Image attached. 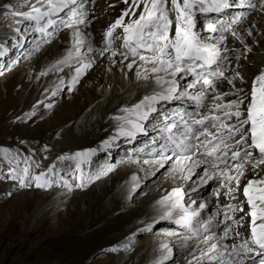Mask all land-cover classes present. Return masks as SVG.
Segmentation results:
<instances>
[{"label": "bare ground", "instance_id": "bare-ground-1", "mask_svg": "<svg viewBox=\"0 0 264 264\" xmlns=\"http://www.w3.org/2000/svg\"><path fill=\"white\" fill-rule=\"evenodd\" d=\"M9 1L11 2V0H0V4ZM15 1L18 2V0ZM20 1L21 5L24 6L23 0ZM99 2L102 3L101 7L97 5L93 8L92 3L87 2L86 6H83V9L77 8L78 12L83 11L87 13V22L85 24H72L71 27H64L63 25L57 26V21L55 23L57 34L55 33V36L52 37V44L43 51L42 59L32 69L31 67L30 69H26L25 67V70L16 77L15 81L23 85L24 89L27 90L26 93H17L18 100L20 102L24 101L23 106H26L37 100L44 103L53 102L52 98L54 95H58L61 92L67 91L69 94H73L76 83L83 77H86L88 79L87 84L79 88L83 93L80 91L79 95L75 98L76 100L71 101L70 104L63 102L60 105V116L58 117L59 119L57 118L59 122L57 124L58 129L55 132L60 133V138L59 140L55 139V141H52L51 148L57 146L55 150H59L61 155H65L73 150L76 153L85 150L87 146L96 145L92 143L93 140L107 134V132L111 133L113 131L111 135L112 140L110 141L112 144L107 145V148H97L90 156L79 160L80 168L75 169L76 173L79 172L81 174L79 180H77V175H70L68 173L71 170V167L69 169L68 165H76L77 160L65 159L67 163H64L63 161L65 160H62L60 165L67 166L64 167L67 168V175H70L72 178V185L69 184L66 188L59 187L45 194L38 193L36 195L32 191L31 194H33V197H27V199L24 198L21 200L25 202V208L22 210L19 207L16 216H19L22 211L28 213L32 207H35L34 212L37 217V222L32 228V233H42L45 227L53 230L55 226L62 228L66 225L75 231L74 233L68 232L55 235L52 241H49L44 248L43 246H40L39 249L35 247L32 251L34 258L39 255L45 257V261L55 258L56 260L53 264H87L88 262L94 264L96 260H99L100 264H151L161 256L163 250L160 248V245L162 243H167L172 251H174V254L178 250L176 246H180L183 240H191L190 236L179 234L181 229L189 232V234L192 233V239L195 237L200 239V235H209L211 232H216L217 236L222 235L223 225L216 226L217 221L223 218L222 214L216 216L208 226H204V221L213 217L218 207L224 203L236 204L238 209H243V211L238 210L230 213V215H232L233 220H238L243 216L244 221L242 223H247L249 217L246 213L250 209L247 205L246 197L243 195V186L250 179H264V165L259 166L255 171L251 170V165H246L245 174L240 177L239 186L236 185L235 181H232L233 187H236V191L232 194L235 196V199H230L223 195L226 189L220 188L219 179L214 177L211 184L215 182L216 185H212L211 188H219L220 194L224 199H221L219 202L212 200L214 203L213 210L210 209L212 207V201L207 202L210 197V191L207 194L206 190L200 189L204 183H201L199 178L204 174L203 170L205 167H208L209 174H212L209 165L202 164L196 167L190 179L187 180L183 178L187 174L186 171L184 173L178 170L164 171L161 174L158 172L154 174V171L161 165H169V169H171L176 162L175 156L173 155L175 141L183 140L185 143L191 144L198 142V140L195 142L196 137L194 133L203 132V129L194 123L195 118L201 119L202 115H209L211 117L212 113L210 109L212 107V97L215 93H213L212 88H209V90L205 89V98L202 104H198L195 100H190L189 96H180L178 90L173 94V99L157 101L154 105L156 111L148 113V118L143 120L134 114H126L121 111L123 108H131L144 95L151 94L155 85L154 83L147 84L144 80H137V65H134L132 69L126 67L133 59H136L137 64H139V59L138 57H132L130 54L125 59L124 54L127 53V49L121 47L122 41L117 44L113 42L110 51L105 52L103 56L99 55L98 50L105 46L103 42L104 32L126 7L124 0H99ZM81 3H84V1ZM254 4L256 7L252 9L248 5L242 4L241 0H233L235 9L232 7L226 9L223 14L227 11L229 12L224 15L222 13H208L202 20H200L202 14L196 13L195 22L197 26L195 31L200 33L209 42L211 41L209 38L210 30L203 31V26L207 25V23H213L217 27V33L223 34V26H231L233 24L231 19L236 14L241 15L243 13L242 20L237 25L238 28H242V34L234 31L228 32V35L222 39L221 47L219 48V50L221 49V63L219 66L223 70L224 75L213 78L215 81L214 87L217 93H229V95L233 96L223 97L219 101L221 103H227V101L237 99V97L243 99V93L239 92L238 89L249 92L252 79L258 74L261 68H264V39L261 37L264 34V15L262 14L264 12L258 10L260 7L259 2ZM241 5L243 7L242 10ZM222 15L223 17H221ZM222 19L225 22L223 21V23L217 25L219 20ZM66 20L68 21V18ZM77 28L85 39V44L81 47L80 54L84 56L85 54L91 55L92 53L91 58L88 60H94L95 63L79 77L77 82L71 83L72 76L75 75V68L79 67V63L72 61L68 64L56 65V61L60 60L72 46L73 31ZM121 32L122 29H116L115 34H120ZM249 32H251V35L248 34ZM211 33L214 32L211 31ZM233 33L240 36L241 39L239 41L241 43L239 44L237 39L236 47L234 48L237 50L229 51L228 54L224 55L222 52L225 49H229L230 46H224L223 43L229 39L233 40L235 38ZM171 34L174 35V32ZM26 35L29 36L30 31H26ZM232 36L234 37L231 38ZM37 40V37L34 36L33 42L40 45L46 44L44 40L39 41L40 43ZM89 44L92 45L93 50L91 52L88 51ZM245 45L250 49V51L246 52L250 53L249 56L251 58L244 60L245 57L243 56L244 58L240 59L239 57L237 59V54H242L243 50H245ZM110 52L118 53L112 55ZM12 53H16L15 48H13ZM110 56L111 60L109 59ZM9 57L12 56L9 55L7 58L9 59ZM22 57L25 59V55ZM112 60L116 61V63H112ZM232 60L236 61L232 62ZM6 61L7 59L1 61L2 65L5 66L7 64ZM121 61H123V65L120 63ZM245 63L248 64V74L243 73V67L246 66ZM54 65L55 67H53ZM227 65L229 66L227 67ZM66 66L69 69H63ZM225 67L227 69L231 68L230 74L224 71ZM234 67H237V70ZM48 71H54V74L52 76L53 81L49 83L47 93V84L44 83L45 80L43 77ZM236 71L240 72L244 82L240 84V79L236 78L232 84H229L226 77H232ZM191 79L192 77L190 75L183 78L186 84ZM37 83H39L38 86ZM70 83L71 91H69ZM103 83L104 86H102ZM35 84L36 87L34 88ZM192 90L197 91H193V94H191V96H195L200 91V85L198 84ZM53 92H55L54 95ZM70 109L73 110H71L70 114H67ZM215 114L220 115L219 112ZM122 116H126V119H117V117ZM221 119L224 118L221 117ZM127 120L135 121L140 125L142 130L133 129L132 125L127 123ZM235 120L236 118L232 117L224 120V122L234 124ZM206 123L209 122L206 121ZM169 124L175 127L173 131L167 128ZM120 128H123L125 131H132L134 134L130 136L122 135L118 130ZM189 129L192 131L190 132ZM209 131L215 133L216 130L209 124ZM217 134L219 135L220 133ZM169 137L172 139L169 140ZM198 139L204 140L205 137L199 136ZM208 139L211 140V137H208ZM229 143H232V141H229ZM131 151H136V154L141 155V157L142 155L152 157L135 158L134 163L125 162L133 155L130 154ZM162 151L163 156L161 155ZM101 153L105 154L104 158L107 159L106 163L108 165L93 174L92 172L95 171L93 169L94 158ZM166 153H169V155ZM230 153L231 150L229 151V159L226 163L231 168L236 161L230 159ZM110 155L112 157L108 158ZM164 156L171 157V159L165 160L163 158ZM199 158V154L193 157L194 160H199ZM116 163L117 167L115 166V168L113 167L108 170L109 167H112ZM185 163L188 164L189 162L185 161ZM224 167L225 163L217 161V171ZM110 172L113 175L109 178ZM100 173L102 175L96 177ZM52 174L55 175V181H60L59 175H57V168ZM87 174H89L88 182L84 183L83 180L87 178ZM133 174L136 176L135 182L132 180ZM169 174L171 177H169ZM157 176L159 180L150 185ZM150 177V181L145 185V188L148 187L150 189L147 191L146 197H140L135 200V204H132L134 200L132 198L135 196L137 190V188L135 189L133 187V184L138 185L139 182H142V179L145 180ZM99 178L102 179L97 180ZM94 180H97V182L94 183L91 189L89 188L90 190L85 193L80 191L85 186L87 187L90 183L94 182ZM176 187L182 189L184 195L182 203L189 210L198 209L200 203L206 204L204 209L199 210L200 215L193 218L191 229L175 223V215L171 219H160L166 207L163 203L159 202H161L163 197L168 196L172 192V189ZM7 189L6 186L2 187V191L6 192ZM18 190L19 187H16L15 192L17 193ZM167 203L170 204L171 201ZM62 207L66 210L61 211L60 208ZM178 211L179 209H173V214ZM54 222L57 223L53 224ZM25 223H28L27 219ZM228 223H231V221H228ZM146 231H149L150 234ZM236 231L241 232L239 240L245 238L247 229L232 224L228 237L222 243L231 245L235 242ZM24 233L27 236H31L27 232ZM69 235H77V237L70 239L68 238ZM142 238L146 239L140 240ZM199 244L202 246H199ZM199 244L196 245L198 251L189 255L190 257L188 256L189 258L186 260L182 259L180 264H189V261L192 264H218V261L210 262L207 258L193 260L194 256L199 257L200 252L202 250L206 251L208 248V244L206 243L200 242ZM173 254L164 264L170 261ZM249 255L253 256L256 261H259V257L255 253ZM246 264H248L247 261Z\"/></svg>", "mask_w": 264, "mask_h": 264}, {"label": "snow or ice", "instance_id": "snow-or-ice-1", "mask_svg": "<svg viewBox=\"0 0 264 264\" xmlns=\"http://www.w3.org/2000/svg\"><path fill=\"white\" fill-rule=\"evenodd\" d=\"M246 2L249 7H256L252 0H246ZM23 3L29 7L28 11L20 10L19 0L17 3L4 2L0 4V9L4 11L5 16H19L28 21H34L35 30L38 32H44L50 25L54 26L56 21L53 17L63 12L64 9H69L67 26L71 27L72 24L87 22V13L77 11V5L83 9V3H80L79 0H35L34 3H30V0H23ZM124 4L125 10L107 27L103 34L105 46L98 50L99 55L103 56L105 52L110 51L114 41L121 40L123 42L121 47L127 49V53L124 54L125 59L129 54L139 59V64L136 59H133L126 67L132 69L134 65H137V80H144L147 84L154 83L155 87L151 94L144 95L131 108H123L121 111L126 114H134L142 120L147 119L148 113L156 111L154 105L157 101L173 99V94L178 89H180V96H189L198 104H202L205 98L204 90L212 88L215 95L212 97L211 117L202 115L201 119L194 121L195 124L203 128V132L194 133L198 140L196 144L185 143L183 140L174 142L173 155L176 162L169 171L178 170L182 173L186 171L187 174L183 178L187 180L190 179L196 167L202 164L209 165L212 174H209V168L205 167L204 174L199 177L201 183L206 184L216 177L219 179L220 188L226 189L223 195L235 199L232 194L236 191V187H233L232 181H235L239 186L240 177L245 174L246 165H251L253 171L264 165V68H261L252 79L249 92L238 89L243 93V99L237 97L227 103L219 102L223 97L229 95V93H217L214 87L213 78L224 75L219 66L221 63L220 50L216 44L208 42L195 31L197 12L200 14H221L233 6V0H124ZM259 5L258 10L264 12V0H259ZM206 27L212 32L217 31L213 23H207ZM116 29H122V32L115 34ZM172 32L174 35L171 34ZM248 34L251 35V32ZM233 35L236 39H241L236 33ZM84 44L83 34L78 28L75 29L72 46L60 60L56 61V65H62L72 62L73 59L77 60L79 67L75 68V75L72 76L71 83L77 82L79 77L95 63L94 60H87L80 56V49ZM92 50V45L89 44L88 51ZM4 51H0V55H3ZM245 51H250L247 45H245ZM112 55L115 53L113 52ZM109 59L111 60V56ZM112 63H116V61L112 60ZM120 63L123 65V61ZM189 75L192 79L187 82L186 87H182L180 81ZM236 78L244 82L238 71L234 72L232 77H226L229 84H232L233 79ZM71 83L69 91H71ZM198 84L200 91L195 96H191L187 89H194ZM54 94L55 92H53ZM216 112H219L220 115H216ZM232 117L236 118L234 124L224 122ZM117 119L125 120L126 116L117 117ZM127 123L132 125L135 130H142L140 125L133 120H127ZM209 124L216 130L215 133L209 131ZM172 127L171 124L167 125L168 129ZM118 130L122 135L134 134L123 128ZM189 131L192 130L189 129ZM199 136H204L205 139L199 140ZM208 137H211V140ZM171 139L169 137V140ZM102 143L106 145L108 141ZM230 150V159L236 161L231 168L226 163ZM3 151L5 159L9 160V163L12 160H19L7 150ZM95 151L96 149H85L72 154V156H60L58 159L77 160L76 168L79 169V160L90 156ZM198 154L199 160H194L193 157ZM161 155L163 156V151ZM10 157L11 159H9ZM163 158L171 159L167 156ZM185 161L189 163L186 164ZM217 161L225 163V167L219 171H217ZM24 164L25 166L20 171H17L16 168H9L10 178L16 179L21 187L28 186L30 181H34L37 187L48 186L49 181L44 179L43 172L39 175L30 174L27 159L24 160ZM197 175L199 174L197 173ZM28 177L30 180L26 179ZM132 180L136 181L135 174H133ZM136 186L134 183L133 187ZM214 193L219 196L220 189H214ZM243 195L246 197L250 209L246 213L249 217L248 222L242 223L243 216L238 220H233L230 213L238 210L243 211V209H238L236 204L224 203L220 205L214 216L204 221V226H208L216 216L222 214L223 218L216 224L217 227L223 225L222 235L217 236L216 232H211L204 236L203 241L208 244V248L206 251L202 250L199 257L194 256L193 260L207 258L210 262L218 261V264H246V261L248 264H257L256 259L249 255L255 253L259 257V264H264V179L248 180L247 184L243 186ZM183 199L182 189L180 187L173 188L172 192L159 202L166 207L160 219H171L175 215V223L191 229L193 218L200 215L199 210L204 209L206 204L200 203L198 209L189 210L184 207ZM168 201L171 203L168 204ZM173 209H179V211L173 214ZM232 224L247 229L245 238L239 240L241 232L236 231L235 242L231 245L223 244ZM160 248L163 252L155 264H164L172 255V249L167 243H162ZM189 264L192 262L189 261Z\"/></svg>", "mask_w": 264, "mask_h": 264}, {"label": "rangeland", "instance_id": "rangeland-1", "mask_svg": "<svg viewBox=\"0 0 264 264\" xmlns=\"http://www.w3.org/2000/svg\"><path fill=\"white\" fill-rule=\"evenodd\" d=\"M82 1H84L83 3L84 7L86 6L87 2L92 3L93 8H95L97 5L98 7H101L102 5V3L99 2V0H79L80 3ZM11 2L17 3L15 0H11ZM34 2L35 0H30V3H34ZM241 2L242 4L246 6L248 5L246 0H241ZM256 2H259V0H252V3H256ZM19 6H20V10L22 11L29 10V7L27 5L25 4L24 6L21 5V1L19 2ZM78 7L79 6L77 5V8ZM232 8H234V6H232ZM242 8L243 7L241 5V10ZM228 12L229 11H227L226 13ZM206 14L208 13L202 14L200 17V20H202ZM262 14L264 15V13ZM223 15L221 17H223ZM242 15L243 13L241 15L236 14L235 17L231 19V22L233 23L231 26H223V32H222L223 34H219L217 33V31H215L214 33H211L210 31L209 33L210 34L209 38L211 40L210 43L216 44L219 49L221 47L220 45H221L222 39L228 35V32L234 31V32H237L238 34H242V28L237 27L239 22H241L242 20ZM68 17H69V9L68 10L64 9L63 12L59 13L57 16H54L53 19L56 22L58 21L57 26L63 25L64 27H67V24L69 21H67L66 18ZM246 19H248V17H246ZM223 21L225 22L224 19L219 20L217 25H219L220 23H223ZM10 24L11 26H9ZM41 24L43 25V22H41ZM55 27H56L55 25L54 26L50 25L44 32H38L35 30L34 21H28L24 19L23 17H19V16H16V17H13L12 15L5 16L4 11L0 9V51L1 49H3L2 51L6 49V51H4V54L0 55V264H44V263L53 264V262H55L56 260L55 258H51L48 261H45L44 259L45 257H41V255H39L38 257L36 256V258H34L33 252H32L33 249L35 247L39 249L40 246L41 247L43 246L44 248V246L49 241H52V238L55 235L65 234L68 232H71V233L75 232L74 230L69 228L68 225H66L62 228L59 226L57 227L55 226L53 230L45 227L43 228L42 233H39V234L32 233V228L37 222V217L34 212L35 207H32V209H30L28 213L22 211V213L19 216H16V212L19 207L22 210H24L25 208V202H22L21 200L24 198L27 199V197H33V194H31L32 191H34V193L38 195V193L45 194L50 191L52 192L56 188H59V187L66 188L69 186V184L72 185V178L70 177V175H73V174L75 176L77 175L76 176L77 180H79V177L81 175L79 174V172L78 173L75 172L76 165H73V164L68 165L69 166L68 168L70 169L71 167V170L70 172H68L70 173V175H67L68 174L66 173L67 168H65L67 166L60 165L62 160L58 159V157L64 156V155H61V152H59V150H55L57 146H55V148L53 147L51 148V145L53 144L52 141H55V139L59 140L60 138V133H55L56 130L58 129L57 124L59 122L57 121V118L60 116V112H59L60 105L63 102L70 104L71 101L76 100L75 99L76 96H78L81 91V89L79 88L87 84L88 79L86 77H83L82 79H80V81L76 83V87L73 91L74 92L73 94H69V92L65 91V92L59 93L58 95H54V97L52 98L53 102L44 103L42 101L37 100L33 103L27 104L26 105L27 107H26V106H23L24 101L20 102L17 97V93L19 94L22 92L26 93L27 90L24 89L23 85H20V83L15 81L16 77H18L22 73V71L25 70V67L26 69L27 68L30 69V67L32 69L34 65H36L38 61L42 59L43 51L46 50L52 44L51 39L53 36H55V33L57 34ZM207 30L209 29L206 27V25L203 26V31L206 32ZM26 31H30L29 36L26 35ZM34 36L37 37L38 43H40L39 41L44 40L46 44L40 45V44L33 42ZM245 36L247 35L245 34ZM233 37L234 36H232L231 38ZM261 37L262 39H264V34H262ZM233 40L229 39L223 43L224 46L228 45L230 46V48L225 49L222 52V54L226 55L228 54L229 51L237 50V49H234L236 47L235 44L237 43V39L233 38ZM119 42L121 43V41L116 40L114 41V44H117ZM238 42L239 44L241 43V41L239 40ZM13 48H15L16 53H12ZM110 53H113V52H110ZM114 53H118V52H114ZM9 55L12 57H9L8 59L7 57ZM24 55H25V59H23L22 57ZM249 55L250 53L246 52L245 50H243L242 54H237V56L240 57V59L245 57L244 60L250 59L251 56ZM80 56L88 60L91 58L92 53L91 55L85 54L84 56L80 54ZM5 59H7L6 61L7 64L4 66L2 65L1 61L3 60L5 61ZM73 61L77 62L76 59H73ZM233 61H236V60H232V62ZM228 66L229 65H227V67ZM63 69L67 70L69 69V67L66 66ZM234 69L237 70V67H234ZM243 69H244L243 73L248 74L247 72L249 71L248 64H246V66L243 67ZM224 71L230 74L231 68L227 69L225 67ZM53 74H54V71L53 72L48 71V73H45L43 77L45 80L44 83L47 84L46 85L47 93L49 90V83L53 81L52 80ZM226 76H230V75H226ZM239 83L242 84L243 82L239 80ZM180 84L182 87H186V85H183V84H186V82L183 79L180 81ZM38 85L39 83H37V86ZM102 86H104V83ZM35 87H36V84L34 88ZM206 89L209 90V88H206ZM178 90L180 91V89ZM193 91L195 90L187 89V92L190 94H193L192 93ZM81 93L83 92L81 91ZM228 96H232V95H228ZM71 110L73 109H70L68 111L69 113L67 114H70ZM112 133L113 131L111 133L107 132V134L102 135L101 137H98L95 140H93L92 143H95L96 145H98L97 147L96 145H93V146H87L85 149L107 148V145L112 144L110 143V141L112 140V136H111ZM106 140L108 141V143L105 145L102 142ZM3 150H7L8 152L12 153L13 156L18 157L19 160L18 161L12 160V162L9 163V160L5 159V152ZM72 152H74V150L68 152L65 155L72 156V154L75 153V152L74 153ZM130 154H133V155L129 157L128 161H125V162L134 163L135 158L141 157V155L136 154V151H131ZM166 154L169 155V153H166ZM104 156L105 154L101 153V154H98V156L94 158L95 161L93 162V169L95 171L92 172L93 174L97 172L98 170H102L104 167L108 165L106 163L107 159L104 158ZM111 157L112 155H110L108 158H111ZM150 157L152 156L142 155L141 158H150ZM9 159H11V157ZM25 159H27L28 161L30 174L39 175L41 172L45 174L44 179L49 181V184L47 187H37L34 181H30L28 186L21 187L16 179L10 178L9 168H16L17 171H20L25 166L24 164ZM63 162L67 163L66 160ZM17 164H19V167H17ZM116 165L117 163L114 164L112 167H109L108 170H110L113 167L115 168ZM56 168L58 169L57 175H59L60 181H55L54 180L55 175L52 174V172ZM169 168H170L169 165L164 164L163 166L158 167L154 171V174H156L155 172H158L159 174H161L164 171H169L168 170ZM49 169H51V171H49ZM80 172H81V169H80ZM109 174H110L109 178L112 177L113 175L112 172H110ZM101 175L102 173H100V175H96V177H99ZM88 177H89V174H87V178L83 180L84 183L88 182ZM169 177H171V175ZM158 178L159 177L157 176L150 183V185L157 182L159 180ZM26 179L30 180V177ZM101 179L102 178H99L97 180H101ZM150 179L151 177L145 180L142 179V182H139V184L135 187V189L137 188V190H136L135 196L132 198V200L134 199L132 201V204L133 203L135 204L136 203L135 200H137L138 198L143 197V196L146 197L147 191H149L150 189L148 187L145 188V185L148 181H150ZM97 180H94V182L90 183L87 187L85 186L83 190H80V191L85 193L86 191L90 190L91 187L94 185V183L97 182ZM211 182H213V180H209L206 184H203V186L200 187V189L206 190V193L208 194L209 190H207V186L209 185L211 187L212 185H216L215 182H214L215 184L214 183L211 184ZM1 186L2 187L6 186L8 188L7 191L6 192L2 191ZM16 187H19V190L17 191V193L15 192ZM213 189H214L213 187L210 189V197L207 202L216 200V198L213 195L214 193ZM219 196H220V200L224 199L221 194ZM58 198H61V197H58ZM213 205L214 203L211 204L212 206L210 207L211 210H213ZM60 210L64 211L66 209L62 207L60 208ZM26 219L28 220V223H25ZM56 223L57 222H54L53 224H56ZM24 232L31 234V236H27L26 233ZM146 232L150 234L149 231H146ZM179 234L188 235L191 237V240H183L181 238L183 242L180 244V246H176L178 250H176L174 254H173L174 251H172L173 256L170 259V261L166 264H180L182 259L186 260L187 258H189L190 257L189 255L194 254L198 251V249L196 248V245H198L200 242L204 243L203 237L206 236V235L204 236L200 235L199 236L200 239H199V238H196L194 235L195 238L192 239V236H193L192 233L189 234V232L183 229L180 230ZM75 237H77V235L68 236V238L70 239H74ZM144 239L146 238H142L140 240H144ZM199 246H202V245L199 244ZM20 247H23V248H20ZM99 262H100L99 260H96L94 264H100ZM155 262L151 264H154ZM87 264H91V262H88Z\"/></svg>", "mask_w": 264, "mask_h": 264}, {"label": "water", "instance_id": "water-1", "mask_svg": "<svg viewBox=\"0 0 264 264\" xmlns=\"http://www.w3.org/2000/svg\"><path fill=\"white\" fill-rule=\"evenodd\" d=\"M210 189H211V187L209 186V187H208V190L210 191Z\"/></svg>", "mask_w": 264, "mask_h": 264}]
</instances>
